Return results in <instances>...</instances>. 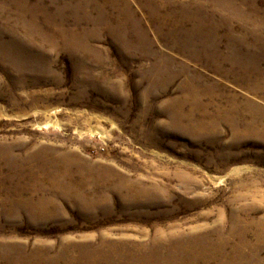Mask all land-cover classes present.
<instances>
[{
	"label": "rangeland",
	"instance_id": "374dc122",
	"mask_svg": "<svg viewBox=\"0 0 264 264\" xmlns=\"http://www.w3.org/2000/svg\"><path fill=\"white\" fill-rule=\"evenodd\" d=\"M0 264H264V0H0Z\"/></svg>",
	"mask_w": 264,
	"mask_h": 264
}]
</instances>
